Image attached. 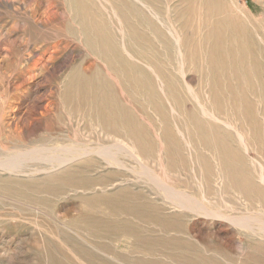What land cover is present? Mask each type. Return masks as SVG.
I'll use <instances>...</instances> for the list:
<instances>
[{
	"label": "bare ground",
	"instance_id": "bare-ground-1",
	"mask_svg": "<svg viewBox=\"0 0 264 264\" xmlns=\"http://www.w3.org/2000/svg\"><path fill=\"white\" fill-rule=\"evenodd\" d=\"M63 1L69 28L95 59L89 73L77 71L67 81L64 98L96 124L98 146L80 142L48 157L45 145L33 146L19 155L33 156L48 170L70 166L51 173L41 188L55 197L82 189L85 213L76 219L78 228L130 235L138 248L165 257L140 263L228 264L194 237L205 219L216 228L213 234H234L238 226L246 235L264 236L253 217L261 211L248 212L256 202L264 206V161L252 156L264 157V38L252 34L264 21L238 14L225 0H200L194 8L188 0L187 9L179 8L180 0ZM189 67L195 78L187 80ZM91 155L98 158L73 167ZM106 165L115 169L86 174ZM131 181L153 188L163 202ZM94 189L101 191L85 195Z\"/></svg>",
	"mask_w": 264,
	"mask_h": 264
},
{
	"label": "rangeland",
	"instance_id": "rangeland-1",
	"mask_svg": "<svg viewBox=\"0 0 264 264\" xmlns=\"http://www.w3.org/2000/svg\"><path fill=\"white\" fill-rule=\"evenodd\" d=\"M180 1V9L189 8L191 3L188 0ZM225 1L238 14H247L248 19H260L263 23L264 0ZM199 2L193 0L192 8ZM242 11L245 13L242 14ZM170 17L176 23L180 21L176 19L175 12ZM69 26L72 24L68 20L63 0H0V264H58V260L65 264H142L139 261L143 258L147 261L151 258L164 259V255H153L148 250L138 248L133 236L93 233L78 228L76 219L85 213L79 199L82 189L78 193L68 190L56 198L40 186L51 173L63 174L71 167L48 170L42 166L44 163H39L33 156L19 155L27 148L30 150L37 146H46V149L51 150L43 151L47 157L51 152H60L58 147L73 146L80 142L89 147L98 146L96 124L84 117L82 112L80 114V111L74 110L73 104L64 98L67 81L77 71L89 73L90 66L95 62L79 32L73 35ZM262 30L264 23L258 32H252L256 39L261 34L264 38ZM186 70L189 74H186L187 80L195 78L190 67ZM193 88L196 90L198 87ZM116 91L119 92V89ZM119 97L126 101L125 97ZM171 109L174 111L173 107ZM253 155L263 163L262 154L252 152ZM87 158L98 157L91 155L80 158L72 164L73 167ZM13 162L16 165L15 168L12 166V170L9 167ZM129 164L136 166L131 162ZM27 166H30L29 169ZM17 168L22 170L21 173L16 171ZM110 169L115 168L106 165L101 169L93 168L86 174L97 177L107 174ZM131 185L136 190L149 192L153 200L163 202L153 188L136 185L134 181H131ZM6 187L28 193L30 197L13 195L5 190ZM106 189L107 192L115 191V187ZM95 190L101 191H85V195L91 196ZM260 205L256 202L252 212L248 211L249 215L256 214L257 210L263 215L264 206ZM262 215L258 212L253 215L256 226L264 227ZM211 222L205 219L200 224L203 235L194 237L198 233H190L202 243L207 254L216 253L221 258L219 260L226 259L228 264H264V251L257 249L263 248L264 236L246 235L245 230L238 226H231L234 234L231 231L213 234L216 228ZM74 243L84 248L76 249L72 246ZM133 260L138 261L135 263Z\"/></svg>",
	"mask_w": 264,
	"mask_h": 264
}]
</instances>
